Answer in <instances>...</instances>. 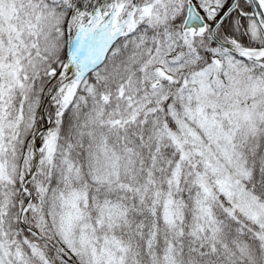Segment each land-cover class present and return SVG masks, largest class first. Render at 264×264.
<instances>
[{
	"label": "snow or ice",
	"instance_id": "6c2138e0",
	"mask_svg": "<svg viewBox=\"0 0 264 264\" xmlns=\"http://www.w3.org/2000/svg\"><path fill=\"white\" fill-rule=\"evenodd\" d=\"M0 264H264V0H0Z\"/></svg>",
	"mask_w": 264,
	"mask_h": 264
}]
</instances>
